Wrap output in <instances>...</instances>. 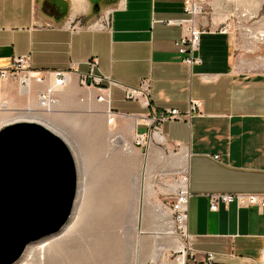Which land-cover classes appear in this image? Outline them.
<instances>
[{
	"label": "crops",
	"instance_id": "obj_1",
	"mask_svg": "<svg viewBox=\"0 0 264 264\" xmlns=\"http://www.w3.org/2000/svg\"><path fill=\"white\" fill-rule=\"evenodd\" d=\"M43 1L0 0V68L15 56H28L31 67L44 75L42 83H33L36 92L51 84L60 92L53 108H72L86 106L79 102L85 93L80 78L89 71L87 62L97 58L94 74L104 76L107 102L88 104L93 109L102 106L107 116L109 109L114 112L119 128L134 139L148 130L145 121L154 114L165 109L185 112L191 99L201 101L199 113L161 122L164 138L156 139L174 151L172 161L181 163V171L188 170L185 264H199L209 254L211 264H264V208L230 202L210 211L208 205L210 194L264 193V67L235 61L232 36L215 26L213 11L198 18L200 62H183L177 41L184 29L166 22L188 16L184 0H114L106 13L107 28L93 27L97 18L88 2L78 0L61 13L62 7L46 0L57 9L53 17L43 11ZM78 16L86 24L73 31L69 20ZM53 70L70 71L63 89L54 90ZM143 79L150 81L147 103L129 98L125 90L138 87ZM9 80L0 86V111H10L0 114L1 126L17 121L19 114L44 117L55 126L39 100L30 103L29 86L21 84L16 93ZM87 89L96 99L102 92L98 86ZM23 95L26 107L12 109ZM146 143L151 147L150 140Z\"/></svg>",
	"mask_w": 264,
	"mask_h": 264
},
{
	"label": "rangeland",
	"instance_id": "obj_2",
	"mask_svg": "<svg viewBox=\"0 0 264 264\" xmlns=\"http://www.w3.org/2000/svg\"><path fill=\"white\" fill-rule=\"evenodd\" d=\"M83 1L91 5L92 15L96 14L97 19L106 15L114 2L101 0L94 6L90 0ZM77 2L68 0L69 10ZM42 9L57 17V9L46 0L42 2ZM212 11L215 26L218 29L224 26L232 36L235 61L254 69L263 68L264 0H206L205 17ZM71 24L85 26L86 19L78 16L69 20ZM20 77L21 73L9 77L16 93L21 87ZM33 83L24 85L29 86L30 103H36L40 91L51 89L49 84L36 92ZM83 88L85 93L79 102L84 101L86 106L54 107L46 112L56 123L52 127L66 141L77 164L79 195L77 192L74 209L81 196L80 221L75 231L60 239L61 242L51 239L62 235L63 229L45 238L51 240V244L41 254L33 252L29 264H163L164 259L173 263L180 233L172 222L170 205L178 188L174 184H180L185 175L181 163H173L174 151L168 149L164 141L157 142L151 137L149 147L146 143L149 140L134 139L121 130L116 117L110 122L102 106L93 109L88 104L91 100L100 104L102 101L93 98L90 89ZM59 93L52 90V97L58 102ZM22 99L15 101L12 109L25 108L26 95ZM91 110L95 114L89 113ZM9 112L0 111V114ZM126 141L134 144L130 153L124 146ZM157 205L162 209H156ZM30 249L28 246L26 256Z\"/></svg>",
	"mask_w": 264,
	"mask_h": 264
},
{
	"label": "water",
	"instance_id": "obj_3",
	"mask_svg": "<svg viewBox=\"0 0 264 264\" xmlns=\"http://www.w3.org/2000/svg\"><path fill=\"white\" fill-rule=\"evenodd\" d=\"M53 2L67 11L66 0ZM77 190V164L60 135L31 120L1 126L0 264L16 263L29 245L61 231Z\"/></svg>",
	"mask_w": 264,
	"mask_h": 264
},
{
	"label": "built area",
	"instance_id": "obj_4",
	"mask_svg": "<svg viewBox=\"0 0 264 264\" xmlns=\"http://www.w3.org/2000/svg\"><path fill=\"white\" fill-rule=\"evenodd\" d=\"M206 0H184V11L188 15L184 19L180 20H169L166 23L179 25L184 29V33L177 41L179 47L178 53L181 56V60L190 65H194L200 62L199 57L197 56V51L199 49L200 37L202 30L198 25V18L204 15V4ZM109 26V19L107 15H101L94 23L93 27L98 28H107ZM71 29L77 31L83 26L77 24H71ZM90 27V26H89ZM219 31L222 33H227V30L224 26L219 27ZM89 71L86 75H83L80 78V83L86 87L90 88L93 86H98L101 88L102 92L98 95L97 99L102 102H107V88L101 85L104 76L94 74V70L97 68L98 61L97 58L93 57L88 62ZM18 73H21L20 84L22 86L26 85L27 82H36L38 84L44 81V75L41 71L33 69L30 65L29 57L26 55L15 56L12 59L10 65L0 68V84L4 80L8 79L11 76H14ZM54 81L57 82L60 86H64L67 83V78L70 75L68 70H53L49 72ZM88 78H91V81H88ZM108 78V77H107ZM109 79V78H108ZM110 80V79H109ZM111 81V80H110ZM127 96L129 98L139 99L142 102H148L150 94V81L149 79H143L140 82L138 87H125ZM48 101L53 99L52 90H42L38 94V100ZM109 109V108H108ZM201 110V101L191 99L187 111L182 112L178 109H165L156 114L151 118H148L145 123L148 127V130L138 136L142 141H147L154 134L164 138L160 123L164 120H173V119H185L193 114L199 113ZM108 116L111 121L114 120L115 115L109 109ZM187 172L183 176L185 180V185L178 187L175 192V197L173 202L170 205L172 222L176 225V231L180 233V240L182 244V249H178L176 252L177 255L173 259L172 264H185L186 259L189 255L188 250V240L189 234L187 232V209H188V182H187ZM182 180V179H181ZM180 180V182H181ZM236 202L239 207L256 205L260 208H264V193L262 194H252V193H236V194H210L208 196V205L210 211H215L218 208L220 203H230ZM26 257V258H25ZM28 259V261L26 260ZM30 258L26 256V250L23 253L22 257L14 264H29L31 261ZM213 257L209 254L207 258L199 264H211ZM182 262V263H181ZM264 263V255H263Z\"/></svg>",
	"mask_w": 264,
	"mask_h": 264
},
{
	"label": "bare ground",
	"instance_id": "obj_5",
	"mask_svg": "<svg viewBox=\"0 0 264 264\" xmlns=\"http://www.w3.org/2000/svg\"><path fill=\"white\" fill-rule=\"evenodd\" d=\"M67 81H68V78H67ZM54 90L56 89V90H58L59 88H62V86H60L59 84H57V82H55L54 81ZM52 90V89H51ZM55 103H56V100H54L53 101V99H49L48 101H43V100H39V105L46 111V112H49V111H51L52 110V108H53V106L55 105ZM6 108V107H5ZM38 113V112H37ZM107 113H109V111L107 112ZM15 114V113H14ZM23 118H28V120H31V121H36V122H39V123H41V122H43L42 121V119L44 120V122L42 123V124H44V125H46L49 129H51L52 131H54L55 133H56V131H55V129H54V127H52V124H51V126H48V124L47 123H50L48 120H46V119H44V117H42V118H40V117H38V116H27V115H21V114H19V115H17L15 118H14V120H23ZM110 122H111V120H110ZM57 134V133H56ZM59 135V134H58ZM154 139H157L158 141H161L163 138L162 137H160V136H158L157 134H154L153 136H152ZM138 138H141V136H138ZM137 138V139H138ZM119 139L120 140H122L121 139V137H119ZM112 140V139H111ZM119 140V141H120ZM124 140V139H123ZM146 142V141H145ZM148 142V141H147ZM115 145V144H114ZM124 146H125V148H126V151H127V153H130L131 151H132V149L134 148L133 147V145L131 144V143H129V142H125L124 143ZM182 172L183 173H186L187 171H186V168L184 167L183 168V170H182ZM137 177V176H136ZM137 181L138 180H136V183H137ZM134 184H135V181H134ZM175 185V188L178 186V187H180V186H184L185 185V180H184V178H182V180H181V182H180V184H174ZM77 192H78V190H77ZM137 193V192H136ZM78 195H79V192H78ZM78 197V196H77ZM81 199H82V197L80 196V199H79V202H78V204L76 205V207H75V209L73 210V212H72V216L70 217V219L68 220V222L65 224V226L62 228L63 229V236L62 235H60L59 237H57V238H53V239H51L52 241L53 240H56L57 239V242H61V240L60 239H64L65 237H68L71 233H73L74 231H75V229H76V227H77V224H78V222L80 221V219H79V216H80V207H81V203L80 202H82L81 201ZM155 207V206H154ZM161 206H156V209H158V210H161L162 208H160ZM118 208V207H117ZM131 227H133V226H131ZM138 233V232H137ZM50 239V238H49ZM46 240H48V239H42V240H40V241H38V242H36L35 243V245L33 244V245H29V248L31 247V249H30V251H29V253H28V257L29 258H32L33 257V252H35V251H38V253L39 254H41V252H43L44 250H45V248L46 247H48L49 246V244H51V240L50 241H46ZM55 243H56V241H54ZM137 242H138V240H137ZM55 243H54V245H55ZM54 247V246H53ZM177 248L178 249H182V244H181V242H179L178 241V245H177ZM51 249V248H50ZM50 251V250H49ZM45 254V253H44ZM135 256L138 258V250H136L135 251ZM40 257V256H39ZM155 259V258H154ZM165 263V262H164ZM182 263V262H181ZM170 264H172V263H170Z\"/></svg>",
	"mask_w": 264,
	"mask_h": 264
},
{
	"label": "flooded vegetation",
	"instance_id": "obj_6",
	"mask_svg": "<svg viewBox=\"0 0 264 264\" xmlns=\"http://www.w3.org/2000/svg\"><path fill=\"white\" fill-rule=\"evenodd\" d=\"M100 1H101V0H99L98 3H97V5H94V6H98V4H99Z\"/></svg>",
	"mask_w": 264,
	"mask_h": 264
}]
</instances>
